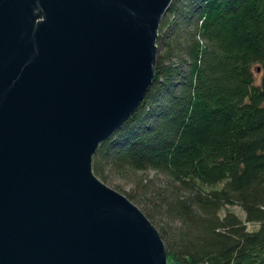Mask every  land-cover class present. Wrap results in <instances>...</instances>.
I'll return each mask as SVG.
<instances>
[{"label": "water", "instance_id": "1", "mask_svg": "<svg viewBox=\"0 0 264 264\" xmlns=\"http://www.w3.org/2000/svg\"><path fill=\"white\" fill-rule=\"evenodd\" d=\"M173 0H0V264H168L93 169L157 66Z\"/></svg>", "mask_w": 264, "mask_h": 264}, {"label": "trees", "instance_id": "2", "mask_svg": "<svg viewBox=\"0 0 264 264\" xmlns=\"http://www.w3.org/2000/svg\"><path fill=\"white\" fill-rule=\"evenodd\" d=\"M157 42L150 87L93 169L132 178L180 264H264V0H173Z\"/></svg>", "mask_w": 264, "mask_h": 264}, {"label": "rangeland", "instance_id": "3", "mask_svg": "<svg viewBox=\"0 0 264 264\" xmlns=\"http://www.w3.org/2000/svg\"><path fill=\"white\" fill-rule=\"evenodd\" d=\"M143 173L147 174V175H151V174L155 173V170L150 168L149 170H146ZM157 174L161 175L160 173H157ZM138 176L139 175H137V177ZM103 180L109 181V184L114 186V187H116V184L118 183L120 186L118 185L119 187H116V188L122 190L123 192H125L124 189L131 187L134 183L132 178H130L129 176H118L115 174H110L108 179H103ZM132 200H134V199H132ZM229 206L234 208L241 216L245 217V210L242 208L240 203L235 202V203L229 204ZM257 225H258L257 222H253V221L248 222V227H250V228L255 227ZM168 262L170 264H180V261H178L177 259L171 258V256L168 257Z\"/></svg>", "mask_w": 264, "mask_h": 264}]
</instances>
